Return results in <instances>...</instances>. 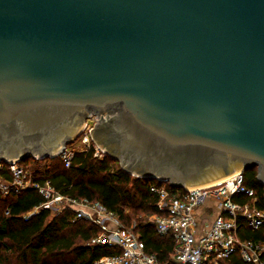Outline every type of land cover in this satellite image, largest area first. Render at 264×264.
Returning a JSON list of instances; mask_svg holds the SVG:
<instances>
[{"label":"water","instance_id":"water-1","mask_svg":"<svg viewBox=\"0 0 264 264\" xmlns=\"http://www.w3.org/2000/svg\"><path fill=\"white\" fill-rule=\"evenodd\" d=\"M93 114L136 178L264 185V0H0V162L55 158Z\"/></svg>","mask_w":264,"mask_h":264},{"label":"built area","instance_id":"built-area-1","mask_svg":"<svg viewBox=\"0 0 264 264\" xmlns=\"http://www.w3.org/2000/svg\"><path fill=\"white\" fill-rule=\"evenodd\" d=\"M95 120L97 118L90 119L82 131L81 151L66 147L55 157L60 158L66 168L71 167L76 153L92 148L95 159L103 161L107 157L93 139L92 122ZM34 157L32 159L36 161L43 160ZM43 174L44 167L32 169L23 162L10 165L0 162V196L3 199L31 189L37 190L44 199L40 207L22 216L24 221L41 211L54 216L73 212L76 220H84L99 228L100 234L90 242L91 246L121 251L96 264H161L155 255L147 253L145 243L135 232L136 224L124 226L118 215L99 202L62 195L49 180H38ZM244 181V173L239 172L219 184L193 190L176 189L168 182L160 181L150 187V192L157 198L158 214L151 216L146 223L153 225L159 235L171 236L175 244L170 256L172 264H222L236 254L244 264H264V243L244 241L240 237L241 226L252 231L264 227V210L257 208L256 194L246 187ZM237 197L250 201L239 202ZM9 213L10 209H7L6 214Z\"/></svg>","mask_w":264,"mask_h":264},{"label":"trees","instance_id":"trees-1","mask_svg":"<svg viewBox=\"0 0 264 264\" xmlns=\"http://www.w3.org/2000/svg\"><path fill=\"white\" fill-rule=\"evenodd\" d=\"M79 139V138H78ZM94 148L78 152L70 168L60 158L44 159L40 182L49 180L62 195L75 199L99 202L119 216L123 225L136 224L135 232L145 243L148 254L155 255L161 264H172L170 256L175 244L171 236H161L151 224L143 223L139 214L157 215V198L150 187L160 184L154 179L133 178L122 168L114 169L118 162L111 157L103 161L94 158ZM246 187L253 190L257 208L264 210V185L258 180L257 169L244 173ZM239 202L250 201L237 197ZM44 202L37 190L31 189L6 199L0 196V264H96L105 257L118 255V248L91 246L90 242L100 234L99 228L84 220H76L73 212L52 216L41 211L29 221L22 216L40 207ZM7 209L10 213L6 214ZM140 217V216H139ZM138 218V219H137ZM240 237L244 241L264 243V227L258 231L242 227ZM244 264L236 254L222 264Z\"/></svg>","mask_w":264,"mask_h":264},{"label":"flooded vegetation","instance_id":"flooded-vegetation-1","mask_svg":"<svg viewBox=\"0 0 264 264\" xmlns=\"http://www.w3.org/2000/svg\"><path fill=\"white\" fill-rule=\"evenodd\" d=\"M93 118H97V116L95 114H93L91 117H89L86 120V123H88L90 121V119H93ZM92 129H93V134H96L97 135V139H99V141H101L104 145H106V147H107V143L115 144L116 147L113 149V151L116 152V153H118V154H120L118 145L116 143V137H117V135H116V133H114V129L113 128L111 129V127H106V126H104V123L103 122H99L98 120H95V122H92ZM120 155H122L121 157H123V153L120 154ZM107 157H110V156L107 155ZM126 161L129 164L131 162L133 163V161L130 162V160L127 159V158H126ZM117 162L118 163H121L119 161H117Z\"/></svg>","mask_w":264,"mask_h":264},{"label":"rangeland","instance_id":"rangeland-1","mask_svg":"<svg viewBox=\"0 0 264 264\" xmlns=\"http://www.w3.org/2000/svg\"><path fill=\"white\" fill-rule=\"evenodd\" d=\"M92 122V121H91ZM89 123V122H88ZM86 122L84 123V125H83V127L81 128V130H80V133L82 134V131L85 129V126H86ZM80 134V136H79V139H77L74 143H71V144H69L67 147H68V149H75V150H77V151H81V146H82V135ZM95 143H96V145L99 147V148H101L103 151H105L104 149H103V147H102V145H100L99 143H98V141L95 139ZM106 152V151H105ZM31 158H33V156L31 157ZM28 161V160H27ZM27 161H25V162H23L24 164H27L29 167H31L32 169H37V168H42V167H44L45 166V163H44V161L43 162H40L41 164L40 165H38V164H35V162L33 161V160H31V162L28 164L27 163ZM113 167H114V169H120V168H122V166H121V164L120 163H117V164H114L113 165ZM235 175V174H234ZM132 177L133 178H135L134 177V175H132ZM208 212L209 213H211L212 214V211L211 210H208ZM53 217H54V215H52ZM140 216V217H139ZM138 218L139 219H142V222L143 223H146V222H148L149 220H150V218H151V216H147V215H143V214H139L138 215ZM137 218V219H138ZM209 221H212V218L211 219H209ZM135 224V223H134ZM133 226V225H132ZM131 226V227H132Z\"/></svg>","mask_w":264,"mask_h":264},{"label":"bare ground","instance_id":"bare-ground-1","mask_svg":"<svg viewBox=\"0 0 264 264\" xmlns=\"http://www.w3.org/2000/svg\"><path fill=\"white\" fill-rule=\"evenodd\" d=\"M234 176H235V175L233 174V175H231V176H228V177H226V178H224V179H221V180H219V181H217V182H214V183H211V184H208V185H205V186L219 184V183H221V182H223V181H226V180L231 179V178L234 177Z\"/></svg>","mask_w":264,"mask_h":264}]
</instances>
